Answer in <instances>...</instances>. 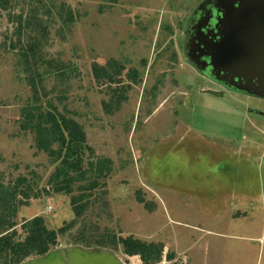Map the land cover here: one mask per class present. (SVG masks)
<instances>
[{"label":"rangeland","instance_id":"rangeland-1","mask_svg":"<svg viewBox=\"0 0 264 264\" xmlns=\"http://www.w3.org/2000/svg\"><path fill=\"white\" fill-rule=\"evenodd\" d=\"M9 1L12 8L0 15V182L21 176L38 194L15 213L17 240L25 238L21 225L36 216L49 231L75 221L50 253L21 264H140L120 246L90 239L104 233L161 244L181 264H264V97L243 90L222 64L215 71L213 52L200 67L187 55L190 44L191 53L203 49L207 32L241 31L245 0ZM62 3L74 23L54 16ZM37 4L51 9L40 18L47 34L39 56L65 75L62 83L42 75L47 97L82 127L94 155L112 162L78 218L70 198L82 192H51L47 180L56 164L19 128L29 87L18 57L1 46L15 41L9 15ZM110 59L124 73L137 69L141 83L107 114L102 102L109 98L91 65ZM85 238L93 243L78 240Z\"/></svg>","mask_w":264,"mask_h":264},{"label":"trees","instance_id":"trees-1","mask_svg":"<svg viewBox=\"0 0 264 264\" xmlns=\"http://www.w3.org/2000/svg\"><path fill=\"white\" fill-rule=\"evenodd\" d=\"M12 5L9 0H0V15L1 12L8 14ZM54 8V16L64 25L75 22V14L63 3ZM40 9L45 12L43 16H40ZM24 12L9 15V22L15 24V41L10 39L8 46L6 42L1 45L18 57L16 64L22 68L29 87V96L19 110V128L22 132L32 133L35 149L45 154L52 164H56L47 180L51 192H63L66 195H72L75 189L82 192L70 198L72 211L78 218L89 207L91 194L94 195V191L102 187L104 180L108 178L112 171V162L105 157H96L87 144L82 127L61 113L47 97L42 75H55L61 83L65 78L61 65H52L53 61L50 63L45 60L42 63L39 56L47 34L45 21L40 18H47L51 9L46 5L37 4L36 8L30 7L26 14ZM40 64L46 65L47 68L42 69ZM51 67H54L52 72L55 73L50 72ZM125 70V67L114 59L108 60L103 66L97 63L91 65L96 82L105 88V91L101 89L100 92L104 91L109 98L102 102V108L107 114L119 110L127 101L131 88L141 83L137 69L124 73ZM77 184L79 185L75 186ZM34 191L35 183L21 176L10 180L6 185L0 182V264H21L32 256L46 255L58 246V235L64 234L75 225V221H72L58 231H49L43 218L36 216L21 225L25 238L17 240L15 213L20 206H28L30 198H37L38 194ZM138 201L143 202L140 198ZM93 238L96 239L94 244L99 247L116 249L120 246L124 256L137 257L140 264H162L164 261L168 264H181L175 261L173 253H164V246L161 244L144 242L131 236L117 237L108 233L98 237L92 235L90 239ZM78 240L93 243L86 238Z\"/></svg>","mask_w":264,"mask_h":264},{"label":"water","instance_id":"water-1","mask_svg":"<svg viewBox=\"0 0 264 264\" xmlns=\"http://www.w3.org/2000/svg\"><path fill=\"white\" fill-rule=\"evenodd\" d=\"M243 5L240 21L245 20V28L211 35L207 32L201 35L205 44L201 52L191 53L190 44L187 55L200 67L209 65L205 57L213 52L209 60L215 71H220L217 63L222 64L230 77L239 79L243 90L264 97V0H245ZM203 59L204 62L200 61Z\"/></svg>","mask_w":264,"mask_h":264},{"label":"crops","instance_id":"crops-1","mask_svg":"<svg viewBox=\"0 0 264 264\" xmlns=\"http://www.w3.org/2000/svg\"><path fill=\"white\" fill-rule=\"evenodd\" d=\"M50 253V252H49ZM127 258V257H126Z\"/></svg>","mask_w":264,"mask_h":264}]
</instances>
